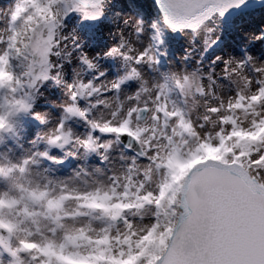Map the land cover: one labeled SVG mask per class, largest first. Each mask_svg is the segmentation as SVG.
Wrapping results in <instances>:
<instances>
[{"label": "snow or ice", "instance_id": "obj_1", "mask_svg": "<svg viewBox=\"0 0 264 264\" xmlns=\"http://www.w3.org/2000/svg\"><path fill=\"white\" fill-rule=\"evenodd\" d=\"M254 4L155 0L158 16L123 19L106 47L88 29L122 17L112 0H13L0 12V264H264ZM233 32L246 46L205 71ZM173 36L188 44L177 68ZM68 157L77 167L57 175Z\"/></svg>", "mask_w": 264, "mask_h": 264}, {"label": "bare ground", "instance_id": "obj_2", "mask_svg": "<svg viewBox=\"0 0 264 264\" xmlns=\"http://www.w3.org/2000/svg\"><path fill=\"white\" fill-rule=\"evenodd\" d=\"M11 2H12V0H1L0 1V12H3L4 10H6L11 5ZM112 2L116 4L115 11L121 12L122 17L118 19V18L110 15V18L108 20L104 21L103 23H101L97 27H95V28H99L101 31H103L105 37L107 38V40L102 45H100L103 47H106L107 44L111 45L113 43V39L115 37H118L119 32H120L121 28L123 27V19H127L129 17H132V14L126 8L124 9V5L119 3L118 0H112ZM147 2L150 4L151 7L156 8L155 3L152 0H150V1L149 0H147V1L146 0H137V4L140 6H143L145 8V10H146L145 16L147 18H149V17L151 18V15L157 16L156 14H152L151 11L148 8H146L149 5V4H147ZM244 15L246 16V18L248 20V25L245 28V31L257 30L260 28L261 25H264V9L263 10H256V11L255 10H246ZM78 21L79 20L77 19V17H75V19L70 21L66 31H71L73 27H76ZM0 26H2V25H0ZM92 30L93 29H90L89 31H92ZM247 34L248 33H245L244 35L246 36ZM171 42H173V44L175 46L174 49L180 51L181 53H182L183 49L188 46L187 41L184 40L183 38L179 37V36H173ZM244 43H245V37L243 35H241L239 32H233L231 34L225 33L221 38L220 46L215 48L213 50V52H211L209 54V56L206 58L205 66L208 64V60L211 59V57L213 55H225L227 53L235 54V50L237 49V47L242 48V47L246 46ZM91 50L95 51L96 49H91ZM172 50H170V52H171L170 57L173 58V60L176 61V63H179V61H178L179 58L177 57L176 54H174L175 52H173ZM252 52L255 56H257L259 58H264V48H262V46L259 42H255L252 45ZM101 63H105V62L102 61ZM216 74L220 75V69L219 68L216 69Z\"/></svg>", "mask_w": 264, "mask_h": 264}, {"label": "rangeland", "instance_id": "obj_3", "mask_svg": "<svg viewBox=\"0 0 264 264\" xmlns=\"http://www.w3.org/2000/svg\"><path fill=\"white\" fill-rule=\"evenodd\" d=\"M1 1V0H0ZM119 1V3H121L122 5H124L125 6V3H124V1H121V0H118ZM147 1V0H146ZM13 3V0H12V2H11V4ZM147 4H149L148 2H147ZM138 5V4H137ZM147 6V5H146ZM139 7H140V9H141V11L144 13V15H145V8L143 7V6H140L139 5ZM146 8H148L150 11H151V13L152 14H156L157 16L159 15V11L156 9V8H154V7H151L150 6V4L148 5V7H146ZM126 9L132 14V18H135L136 17V13L133 11V9L131 8V7H126ZM77 17V19L79 20V17L78 16H76ZM154 17H156L155 15H151V18H154ZM150 17L148 18V19H146V20H149V19H151ZM98 25H94V26H89V29L88 30H90V29H93L94 27H97ZM262 26H264V25H261L260 26V28L262 27ZM255 29V28H254ZM258 30V29H257ZM260 44H261V46H262V48H264V42H259ZM175 48V46H174V44H173V42H170V50H172L173 52H175L174 54H176L177 55V57L180 59V55H181V52L180 51H178V50H176V49H174ZM179 61V60H178ZM177 61V62H178ZM170 66L171 67H173V68H177L178 66H179V63H176V61H174L173 60V58H171L170 57ZM207 66H208V64L205 66V71H207ZM49 99H51L53 102H55V103H59L60 101H59V99H58V97H59V93L56 91V90H54V89H50L49 90V93H46L45 94ZM42 102V104H43V101H41ZM42 110H45V111H47L48 109H47V106H44L43 107V109ZM76 127H77V130L78 131H83L84 130V128H83V125L82 124H78V125H76ZM30 135H32L31 133H30ZM14 145H13V143L12 142H9V144H8V147H13ZM114 155H115V153H114ZM92 161H89V163H91ZM77 165H78V161L75 159V158H73V157H68L66 160H65V162L62 164V165H60V166H58L55 170H56V174L57 175H67V174H69L74 168H76L77 167Z\"/></svg>", "mask_w": 264, "mask_h": 264}, {"label": "water", "instance_id": "obj_4", "mask_svg": "<svg viewBox=\"0 0 264 264\" xmlns=\"http://www.w3.org/2000/svg\"><path fill=\"white\" fill-rule=\"evenodd\" d=\"M121 1H124V3H125L124 9L126 7H131L135 13L139 12L141 15H143L145 17V19H148L144 15V13L141 11L139 5H137V0H121ZM254 2H255V4L254 5H250L249 8L246 9V10H255L256 11V10H263L264 9V4H261L260 0H254ZM246 10H245V12H246ZM245 12H244V14H245ZM237 13L238 12L233 11L232 16L233 17L240 16V13H238V14Z\"/></svg>", "mask_w": 264, "mask_h": 264}]
</instances>
